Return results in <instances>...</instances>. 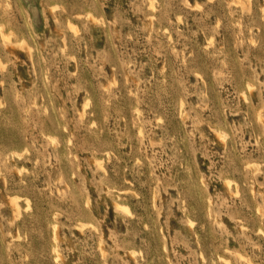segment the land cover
Here are the masks:
<instances>
[{
	"label": "rangeland",
	"instance_id": "obj_1",
	"mask_svg": "<svg viewBox=\"0 0 264 264\" xmlns=\"http://www.w3.org/2000/svg\"><path fill=\"white\" fill-rule=\"evenodd\" d=\"M225 261L264 264V0H0V264Z\"/></svg>",
	"mask_w": 264,
	"mask_h": 264
},
{
	"label": "bare ground",
	"instance_id": "obj_2",
	"mask_svg": "<svg viewBox=\"0 0 264 264\" xmlns=\"http://www.w3.org/2000/svg\"><path fill=\"white\" fill-rule=\"evenodd\" d=\"M1 35H2V33H1ZM246 86L248 87V85H246ZM247 89H248V88H247ZM243 96H244V94H243ZM244 100H245V99H244ZM138 132L140 133V131H138ZM223 135H224V134H223ZM223 135H222V136H223ZM219 137H220V136H219ZM52 138H53V137H52ZM221 138H222V137H221ZM50 140H51V139H50ZM50 142H51V141H50ZM68 144H69V142H68ZM14 154H16V153L14 152L13 155H14ZM17 154H18V153H17ZM19 154H20V153H19ZM18 156H19V155H18ZM18 156H17V157H18ZM19 157H20V156H19ZM19 157H18V158H19ZM100 164H101V163H100ZM100 167H101V166H100ZM253 168H254V167H253ZM103 171H104V170H103ZM254 171H255V170H254ZM228 182H230V181H228ZM228 182H227V183H228ZM228 185H229V184H228ZM228 185H227V186H228ZM228 187H229V186H228ZM235 191H236V190H235ZM115 204H116V203H115ZM84 205H85V204H84ZM121 205H122V204H121ZM121 205H120V206H121ZM123 207H124V206H123ZM123 207H121V208H123ZM119 208H120V207H119ZM123 210H126V208H124ZM126 212H128V211H126ZM83 226H84V225H83ZM54 249H55V248H54ZM55 256H56V255H55ZM56 257H57V256H56ZM225 263H226V261H225ZM226 264H227V263H226Z\"/></svg>",
	"mask_w": 264,
	"mask_h": 264
}]
</instances>
